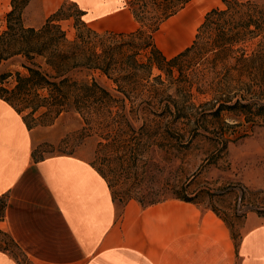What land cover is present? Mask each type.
<instances>
[{"label":"trees","instance_id":"obj_1","mask_svg":"<svg viewBox=\"0 0 264 264\" xmlns=\"http://www.w3.org/2000/svg\"><path fill=\"white\" fill-rule=\"evenodd\" d=\"M190 1L131 0L125 3L124 7L129 9L138 24L131 33H98L92 30L84 20L85 12L70 0L63 2L38 28L27 27L23 22V11L29 0H11V9L5 14V27L0 32V65L20 57V67L26 74L22 76L16 72L12 89L1 85L9 74H0V99L22 116L28 130L34 125L27 121V117L35 126H42L51 125L61 114L69 111L79 115L83 124L81 131L88 132L80 134L98 139L94 158L89 164L106 182L112 200L122 205L135 201L143 209L168 200L195 205L193 197L178 190L168 197L145 194L138 198L133 194V182L139 179V168L147 164L145 156L149 147H159V139L171 134L175 140L181 138L180 130L173 132L168 127L162 128V122L170 118L172 122L191 121L192 118L191 112L184 107L156 108L149 104L150 108H138L133 102L127 105L134 88H154L147 84L153 69L167 76L177 69L181 75L183 64L204 57L209 51L213 52L214 58L233 61L232 66L223 65V77H231L232 72L252 77L250 83L241 85L246 96L223 101L209 115L201 114V124L196 120L190 127L192 135L208 132L204 125L206 116L219 121L222 112H237L246 119L264 120V6L260 7L251 0H222L225 9L208 11L191 44L167 58L156 46L155 35L166 20ZM69 10L76 13L79 26L84 30L78 32L74 41L66 40L59 24L72 18L67 12ZM206 35L211 42H205ZM250 40H256L255 48L247 53L243 46ZM80 72L104 76L112 83L113 90L100 85L93 76L90 81L75 79V73ZM40 110L44 112L38 118L44 122L33 118ZM25 111L29 112L23 116ZM218 133L224 134L221 129ZM219 141L223 142L221 149L225 150L228 140L222 138ZM32 159L35 162L43 160L37 159L33 151ZM120 186L124 189H119ZM6 207L7 196L4 195L0 197V223L5 218ZM211 211L228 228L237 251L241 236H235L226 220ZM0 236L7 237L21 251L8 233L0 229ZM0 251L8 253L5 248L0 247ZM12 258L20 264L14 256Z\"/></svg>","mask_w":264,"mask_h":264},{"label":"crops","instance_id":"obj_2","mask_svg":"<svg viewBox=\"0 0 264 264\" xmlns=\"http://www.w3.org/2000/svg\"><path fill=\"white\" fill-rule=\"evenodd\" d=\"M65 1L29 0L25 26L40 27ZM70 1L98 33L138 27L122 0ZM222 7V0H191L162 25L174 21L160 46L155 36L156 46L167 58L178 54L191 44L205 14ZM10 9L11 0H0V15ZM33 140L22 116L0 99V197L7 196L1 228L30 264H264V219L248 218L236 251L211 210L179 200L143 209L129 201L118 209L89 161L59 155L35 162ZM0 264L18 263L0 251Z\"/></svg>","mask_w":264,"mask_h":264},{"label":"rangeland","instance_id":"obj_3","mask_svg":"<svg viewBox=\"0 0 264 264\" xmlns=\"http://www.w3.org/2000/svg\"><path fill=\"white\" fill-rule=\"evenodd\" d=\"M130 1L122 0V4ZM251 1L260 7L264 6V0ZM221 9H225V6ZM67 12L72 18L59 24L66 40L74 41L78 32L84 30L79 26L80 20L76 13L71 10ZM262 12L264 16L263 9ZM173 23L170 20L163 27V24L160 26L156 33L159 46L162 32ZM4 27L3 14L0 15V32ZM205 42H211L208 35ZM255 43L256 40H250L243 48L250 53ZM21 61L22 58L15 57L0 65V74H9L1 84L3 87L13 88L16 72L22 76L26 74L20 67ZM224 64L232 66L233 61L214 58L213 52L208 51L204 57L183 64L181 75L177 69L170 76L153 69L147 84L154 88H134L128 106L129 102H133L134 107L138 108H150L149 104L156 108L184 107L191 112L192 118L191 121L182 119L176 122L170 118L162 122V128L168 127L173 132L180 130L181 138L175 140L171 134L159 139V147H149L145 156L147 164L139 168V179L133 182V194L138 198L145 194L168 197L175 190L181 191L193 197V202L201 211L214 210L226 220L235 236H241L250 216L264 219V120L251 117L246 119L237 112H222L220 122L206 116L204 125L208 132H202L199 136L190 132L191 125L203 119L201 114L209 115L223 101L246 96L241 85L250 83L252 77L237 72H232L231 77H223ZM91 76L106 89L113 90L112 83L98 73L80 72L75 73L74 77L79 81H90ZM157 76L160 78L154 79ZM28 112L25 111L23 116ZM42 112L44 110H40L33 118L44 122L38 118ZM27 121L34 125L31 129L34 137L32 151L37 159L73 155L87 161L93 160L98 139L96 136L83 137L80 134L88 132L81 131L83 124L75 112L61 114L51 125L35 126L30 117H27ZM220 129L223 135L218 133ZM220 138L228 140L225 150L221 149L223 142L219 141ZM119 189H124V186ZM116 204L120 209L121 203ZM1 223L0 229L7 233L1 228ZM0 247L7 249L9 255L14 256L20 264H30L7 237L0 236Z\"/></svg>","mask_w":264,"mask_h":264},{"label":"bare ground","instance_id":"obj_4","mask_svg":"<svg viewBox=\"0 0 264 264\" xmlns=\"http://www.w3.org/2000/svg\"><path fill=\"white\" fill-rule=\"evenodd\" d=\"M193 33V30H190L189 34ZM159 45V44H158Z\"/></svg>","mask_w":264,"mask_h":264}]
</instances>
